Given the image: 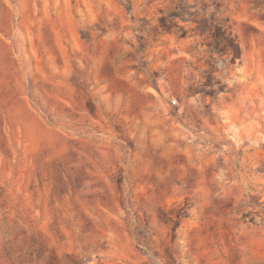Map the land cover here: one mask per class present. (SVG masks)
<instances>
[{"label": "rangeland", "instance_id": "rangeland-1", "mask_svg": "<svg viewBox=\"0 0 264 264\" xmlns=\"http://www.w3.org/2000/svg\"><path fill=\"white\" fill-rule=\"evenodd\" d=\"M0 264H264V0H0Z\"/></svg>", "mask_w": 264, "mask_h": 264}, {"label": "trees", "instance_id": "trees-1", "mask_svg": "<svg viewBox=\"0 0 264 264\" xmlns=\"http://www.w3.org/2000/svg\"><path fill=\"white\" fill-rule=\"evenodd\" d=\"M175 17H176V16H175ZM161 27H165V26H164V24H162V26H161Z\"/></svg>", "mask_w": 264, "mask_h": 264}]
</instances>
